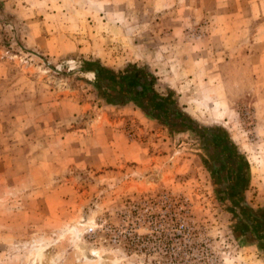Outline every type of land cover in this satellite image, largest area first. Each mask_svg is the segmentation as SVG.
<instances>
[{
  "label": "rangeland",
  "instance_id": "obj_1",
  "mask_svg": "<svg viewBox=\"0 0 264 264\" xmlns=\"http://www.w3.org/2000/svg\"><path fill=\"white\" fill-rule=\"evenodd\" d=\"M96 61L182 115L110 103ZM244 206L264 208V0H0V264H264Z\"/></svg>",
  "mask_w": 264,
  "mask_h": 264
},
{
  "label": "trees",
  "instance_id": "obj_2",
  "mask_svg": "<svg viewBox=\"0 0 264 264\" xmlns=\"http://www.w3.org/2000/svg\"><path fill=\"white\" fill-rule=\"evenodd\" d=\"M92 69L95 70L97 86L101 89L100 93L107 95L105 91H108L110 94L106 98L110 103L116 104L124 99L134 101L146 113L161 118L165 123L167 122L165 115L169 112L177 118L182 115L173 106H170L171 102L169 100L158 98V95L154 94L153 91L151 92L148 88V77L145 76L144 70L135 66H128L124 72L116 74V72L101 65L98 61L95 62ZM148 93H150L151 98L147 95ZM143 96L147 98L145 102L140 98ZM167 102L170 105H167ZM147 104L150 105L147 107ZM180 121L181 124L185 125L190 123L189 118L185 116L181 117ZM207 139L213 145L208 146L214 155V164L211 165L212 172L222 174V176L219 175L221 179L219 183L227 186L230 192L228 194L240 197L243 189L246 188V183L243 181L241 170L231 162L234 156L232 147H230L225 136L219 132L212 133ZM223 171H225V174ZM241 211L242 214L237 217V222L234 225L238 237L243 238L248 243L256 244L264 253V208L256 210L244 206V210Z\"/></svg>",
  "mask_w": 264,
  "mask_h": 264
},
{
  "label": "bare ground",
  "instance_id": "obj_3",
  "mask_svg": "<svg viewBox=\"0 0 264 264\" xmlns=\"http://www.w3.org/2000/svg\"><path fill=\"white\" fill-rule=\"evenodd\" d=\"M38 255H40V253H38Z\"/></svg>",
  "mask_w": 264,
  "mask_h": 264
}]
</instances>
